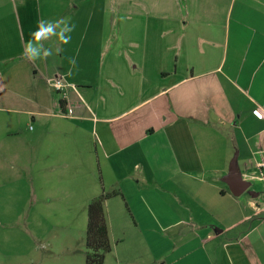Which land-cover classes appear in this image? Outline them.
Wrapping results in <instances>:
<instances>
[{
    "label": "crops",
    "instance_id": "crops-1",
    "mask_svg": "<svg viewBox=\"0 0 264 264\" xmlns=\"http://www.w3.org/2000/svg\"><path fill=\"white\" fill-rule=\"evenodd\" d=\"M109 13L107 0H0V161L10 162L11 137L29 117H53L45 161L63 205L86 210L112 190L127 199L130 178L151 204L148 223L176 248L203 251L145 264H264V217L253 222L264 203L234 195L222 178L238 150L243 177L264 182V119L253 115L264 112V0H114ZM64 17L76 25L68 44L41 37L33 47L51 55H22L38 21ZM57 75L73 85L70 116L50 85ZM210 172L218 175L180 178ZM157 188L177 205L156 208ZM112 199L105 214L119 244ZM130 210L134 222L123 216L119 228L139 227Z\"/></svg>",
    "mask_w": 264,
    "mask_h": 264
},
{
    "label": "rangeland",
    "instance_id": "rangeland-1",
    "mask_svg": "<svg viewBox=\"0 0 264 264\" xmlns=\"http://www.w3.org/2000/svg\"><path fill=\"white\" fill-rule=\"evenodd\" d=\"M107 1L111 9L109 15L113 16L114 0ZM160 13L157 7L156 14ZM141 14L140 19L145 21L146 11ZM158 25V21L153 24L157 31ZM28 121L27 127L11 137L10 162L2 164L0 161V264H86L87 209L81 211L63 205L57 192L60 188H55V164L48 165L50 161H45L55 153V138L49 126L44 125L52 124L55 118L29 117ZM236 152L238 150H235L234 155ZM43 160L44 163L40 164ZM255 169L259 172V168ZM216 175L213 172L197 173L195 177L189 174L180 178H215ZM219 176L222 177L221 174ZM95 179L101 181L103 178L100 176ZM249 181V191L241 197L264 203V182L255 179ZM124 184L129 190L128 198L123 199L120 195L113 197L108 208L116 219L112 236L119 235L126 240L119 244L112 241V249L106 254L104 264H145L146 261L163 259L170 261L179 254L202 257L203 251L197 242L178 249L164 238L162 226L157 222L151 226L145 214L151 204L144 198L142 185L139 184L141 191L138 192L130 178H126ZM58 185L63 187L67 183ZM162 191H156L155 207L176 206V202ZM250 191L257 192L258 196H251ZM130 207L135 211L139 227L119 228L117 224L123 216L134 222ZM119 208L122 209V215L117 214ZM262 217L264 214L254 217L253 222H259Z\"/></svg>",
    "mask_w": 264,
    "mask_h": 264
},
{
    "label": "trees",
    "instance_id": "trees-1",
    "mask_svg": "<svg viewBox=\"0 0 264 264\" xmlns=\"http://www.w3.org/2000/svg\"><path fill=\"white\" fill-rule=\"evenodd\" d=\"M60 104L61 109L66 111L64 99H60ZM119 195H122L119 190L102 191L87 206L86 264H104L106 254L112 249L105 203L107 199Z\"/></svg>",
    "mask_w": 264,
    "mask_h": 264
},
{
    "label": "clouds",
    "instance_id": "clouds-1",
    "mask_svg": "<svg viewBox=\"0 0 264 264\" xmlns=\"http://www.w3.org/2000/svg\"><path fill=\"white\" fill-rule=\"evenodd\" d=\"M71 17H64L56 20H41L37 23V28L34 32L31 33L32 39H30L27 44L24 46L22 55L29 60H36L38 58L47 57L52 54L50 49L43 48L40 45L39 48H34L33 45L36 42L40 41L41 37H44L45 40H48L50 37H57L58 41L63 44H68L71 39V33L74 31L76 25L71 23ZM56 53L62 51L61 48L57 47L55 49ZM75 60H70V64L75 65ZM71 72H69V75ZM52 87L57 89L62 87V84L59 81H50ZM253 115L257 118L264 119V112L260 110H254ZM249 207L255 208V203L249 201Z\"/></svg>",
    "mask_w": 264,
    "mask_h": 264
},
{
    "label": "water",
    "instance_id": "water-1",
    "mask_svg": "<svg viewBox=\"0 0 264 264\" xmlns=\"http://www.w3.org/2000/svg\"><path fill=\"white\" fill-rule=\"evenodd\" d=\"M237 158L238 152L235 153L232 161L230 162L227 174H225L222 178L223 181L228 184L232 193L239 196L242 193L249 191L251 182L243 177ZM249 193L253 197L258 196L257 192L250 191Z\"/></svg>",
    "mask_w": 264,
    "mask_h": 264
},
{
    "label": "built area",
    "instance_id": "built-area-1",
    "mask_svg": "<svg viewBox=\"0 0 264 264\" xmlns=\"http://www.w3.org/2000/svg\"><path fill=\"white\" fill-rule=\"evenodd\" d=\"M51 81H59L61 84H62V87L61 88H59V89H57V88H55V87H52L53 89H55L57 92H59L60 93V95H61V99H64L65 101H66V98H67V92H68V88L70 87V86H73V85H71L70 83H68V82H66L64 79H63V77L62 76H60V75H57V76H55ZM51 85V84H50ZM256 110H260V108H257ZM261 112H263L262 110H260ZM71 109L70 110H68V107L66 106V111H63L62 110V114L63 115H65V116H70L71 115Z\"/></svg>",
    "mask_w": 264,
    "mask_h": 264
}]
</instances>
